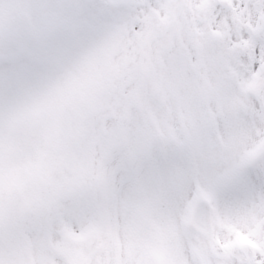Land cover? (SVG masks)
<instances>
[{
	"label": "snow or ice",
	"instance_id": "snow-or-ice-1",
	"mask_svg": "<svg viewBox=\"0 0 264 264\" xmlns=\"http://www.w3.org/2000/svg\"><path fill=\"white\" fill-rule=\"evenodd\" d=\"M28 2L21 26L0 0V125L89 50L106 107L90 113V166L39 202L0 190V264H72L65 237L143 217L175 229L180 264H264V0Z\"/></svg>",
	"mask_w": 264,
	"mask_h": 264
},
{
	"label": "rangeland",
	"instance_id": "rangeland-1",
	"mask_svg": "<svg viewBox=\"0 0 264 264\" xmlns=\"http://www.w3.org/2000/svg\"><path fill=\"white\" fill-rule=\"evenodd\" d=\"M18 2L21 6H25L23 0H19ZM26 24H29V21H26ZM51 91L52 88L45 85L40 89L25 93L14 105L10 120L8 122H5L3 125H0V136L4 139L2 143L3 155L8 152L7 154L9 156L8 158L4 159L3 164H6L5 167L8 173H10L11 164L13 183L19 181L20 179H24L25 185L23 187V196L25 201L27 200V196L31 191L38 193V200L40 201L43 198V190L38 189V187V190H35L36 188L28 183L29 180L35 182V179L32 176L25 175L21 170L17 169L15 167L16 161L14 159H17V157L23 159V164L26 165L25 169L23 170L29 172L30 174L33 172L32 166L34 165V161L36 162V159L34 153L28 147L25 148L24 145L26 142L25 137L28 132L27 125L24 122L28 117L34 119L36 115H38L36 113L40 112V107L43 105L46 95L50 96ZM54 101L55 98L52 100V103H54ZM26 110L27 112H31V114L27 116ZM16 119L20 120L17 125H15L16 121L13 122ZM49 123L51 124L50 126L58 127L56 123ZM9 128H15L18 130L14 133L8 134L5 137L9 130H11ZM51 137L53 140L64 138L63 135L61 137L59 130L55 133V135ZM58 175V172L54 169L49 172V176L47 179L50 183V188L57 184L55 179ZM18 194L19 192H13V196ZM156 219L158 222L156 221ZM156 219L148 217L144 227L142 228V232L139 231L138 234H136L137 231L134 232L132 229L131 230L133 232H131L128 227L129 224L116 225V228L122 231L118 232L116 229H111L108 232L109 239H111L112 237H117V239H120L121 237L125 241V245L121 243L109 244L108 242L103 240V236L106 235V228H102L104 229L101 233L102 248L94 252V255H115L116 257L121 258L128 256L130 253L147 255L150 252H155L157 255H159V257H161V259L163 260V264H180L181 254L179 251V247L175 243V229L164 217H157ZM127 229L129 230L127 231ZM120 233L122 234L120 235ZM247 239L253 242L248 236ZM175 253L177 257L175 256Z\"/></svg>",
	"mask_w": 264,
	"mask_h": 264
}]
</instances>
